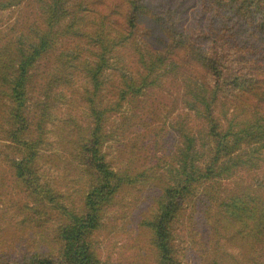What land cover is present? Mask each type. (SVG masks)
Listing matches in <instances>:
<instances>
[{"label": "trees", "instance_id": "obj_1", "mask_svg": "<svg viewBox=\"0 0 264 264\" xmlns=\"http://www.w3.org/2000/svg\"><path fill=\"white\" fill-rule=\"evenodd\" d=\"M159 1L100 0L106 10L101 12L81 0H25L37 4L36 17L19 33L0 38V198L12 195L4 179L10 173L25 196L23 201L12 198L16 212H30L31 225L45 224L52 215L59 220V264H99L93 235L107 208L135 180L116 171L108 159L105 148L112 135L107 121L123 114L127 102L157 97L156 91L174 81L183 89L185 117L192 113L193 119L174 127L179 134L175 165L156 175L161 193L143 223L151 229L157 264H181L176 225L201 195L208 203L211 232L218 235V226H227L232 233L226 229L229 235L221 237L235 236L242 246L237 264H264V0H205L204 7L192 5L182 12ZM16 3L0 0V10ZM147 19L159 25L162 33L155 39L161 46L147 38L155 35L152 27L142 28ZM121 54L127 56L122 61ZM78 65L85 90L80 101L88 108L89 122L82 127L75 117L65 120L73 131L65 123L62 149L48 152L50 96L55 86L77 84ZM63 158L85 184L79 189L82 211L65 203L69 190L44 179L42 164ZM238 172L254 177L245 183L236 178ZM5 211L0 207L2 216ZM56 263L42 253L19 261L0 251V264Z\"/></svg>", "mask_w": 264, "mask_h": 264}, {"label": "rangeland", "instance_id": "obj_2", "mask_svg": "<svg viewBox=\"0 0 264 264\" xmlns=\"http://www.w3.org/2000/svg\"><path fill=\"white\" fill-rule=\"evenodd\" d=\"M15 1L17 2L15 6L0 10V38L7 35L11 36L10 33H19L26 21L36 17L37 4L34 7L30 2H26V4L25 0ZM81 2L83 5L87 2L91 3V7L95 8L96 11H106L105 5H102L100 0H81ZM169 2L172 4L171 8H176L177 12L189 11L192 5H197L198 8L206 5L205 0L159 1L163 7ZM118 6H115L114 13ZM114 18L121 20L119 14H114ZM158 26L149 19L142 26L143 29L144 27H152L155 30V35L147 37L153 46H161L160 42L155 39L156 34L160 36L162 33H160ZM142 35L144 36V34ZM79 40L83 46H87L86 40ZM2 44L6 43L2 42ZM126 57V55L121 54V61ZM49 61L51 65L56 63L55 53ZM81 71L83 72V68L78 65L75 76L71 74L74 79L73 82L77 83L76 85L64 83L55 86L54 91H52L49 100L51 117L47 126L48 144L44 143L48 152L62 149V140L68 133L65 120L70 123L68 119L75 117L82 127H85L89 122L85 120V115L89 114L88 108L86 104L80 101L85 93L84 88L79 84L82 82ZM173 82H167L165 88L156 91L157 97L152 95L137 102L132 100L127 102L124 104L125 111L123 114L113 115L107 121L106 128L112 135L111 141L105 148L108 159L116 171L122 172V174H130L135 180L126 185L114 203L107 208L100 229L93 235L92 243L99 264H157V254L152 244L151 229L143 223L145 220H149L155 208V202L161 193L158 187L160 184L158 185L155 179L156 175L161 172V168L175 165L173 154L179 144V134L175 132L174 127L179 126V122L182 123L184 120L187 121L185 123L192 124L190 120L193 119L192 113H190V117H185L184 112L188 108L181 101L180 94L183 89L180 84H172ZM215 111L220 113V110ZM133 113L139 117L122 118L123 115L131 116ZM67 125L68 129L73 131L72 125ZM126 131L125 138L124 133ZM72 136L76 137L77 133L74 131ZM197 136L199 143L205 140V148H208L209 144L206 139L204 137L202 139L199 134ZM63 149L65 151L64 145ZM204 155L207 158L208 152ZM64 159L57 161V164L52 161L51 163L46 161L47 164H42L44 179L54 182L56 186H62L61 189L64 188L65 192H67L66 189L69 190L70 196L65 203L78 211H82L79 189L83 188L85 184L76 175L69 172L71 167L69 159L66 158L65 161ZM1 174H3L2 171ZM236 176L238 180L239 177L243 178L245 183L250 182L254 177H249L241 172H238ZM262 176L263 173L257 174L258 179ZM4 177L12 195L10 196L11 199H8L6 195L0 198V203L3 204L0 207L6 209L5 215L2 216L0 213V251L11 254L13 259L19 261L23 255L42 253L52 257L56 260V264H59L62 246L55 236L59 220L52 215L45 224L40 222L41 224L34 223L31 225L28 223L27 221L33 217V215L29 216L30 212H23L18 208V213L13 205L10 206L14 201L12 198L23 201L25 196L21 194L19 188L14 186L10 173L5 174ZM257 182L255 180V183ZM232 184V181L229 182L227 187H232ZM200 197L202 195L198 199ZM202 198L189 203L180 218L179 224L176 225L178 230L175 232V244L181 264L239 263L243 255V248L237 243V237L234 236L232 239L228 236V239L221 237L229 235L227 231L232 233V230L227 226L224 228L218 226V235L211 232L209 225L211 219L206 214L208 203ZM223 213L219 210L220 216ZM23 219H26L25 224L22 223Z\"/></svg>", "mask_w": 264, "mask_h": 264}]
</instances>
